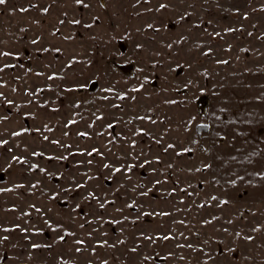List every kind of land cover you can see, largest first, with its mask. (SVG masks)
Listing matches in <instances>:
<instances>
[{
	"label": "rangeland",
	"instance_id": "1",
	"mask_svg": "<svg viewBox=\"0 0 264 264\" xmlns=\"http://www.w3.org/2000/svg\"><path fill=\"white\" fill-rule=\"evenodd\" d=\"M0 264H264V0H0Z\"/></svg>",
	"mask_w": 264,
	"mask_h": 264
},
{
	"label": "snow or ice",
	"instance_id": "2",
	"mask_svg": "<svg viewBox=\"0 0 264 264\" xmlns=\"http://www.w3.org/2000/svg\"><path fill=\"white\" fill-rule=\"evenodd\" d=\"M76 2H77V3H80V2H81V0H76ZM0 143H3V141H0Z\"/></svg>",
	"mask_w": 264,
	"mask_h": 264
}]
</instances>
